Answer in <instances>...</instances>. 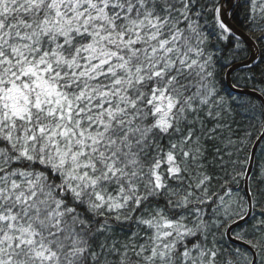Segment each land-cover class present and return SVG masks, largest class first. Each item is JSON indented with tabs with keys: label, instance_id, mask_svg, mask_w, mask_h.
Here are the masks:
<instances>
[{
	"label": "snow or ice",
	"instance_id": "6c2138e0",
	"mask_svg": "<svg viewBox=\"0 0 264 264\" xmlns=\"http://www.w3.org/2000/svg\"><path fill=\"white\" fill-rule=\"evenodd\" d=\"M253 141L264 0H0V264H264Z\"/></svg>",
	"mask_w": 264,
	"mask_h": 264
},
{
	"label": "trees",
	"instance_id": "16d2710c",
	"mask_svg": "<svg viewBox=\"0 0 264 264\" xmlns=\"http://www.w3.org/2000/svg\"><path fill=\"white\" fill-rule=\"evenodd\" d=\"M237 71L239 72L241 70L238 69ZM233 75H235V73ZM225 87H228L226 80H225ZM254 144H255V141H253V144L249 146V151H252V148H253ZM262 148H264V142H261V144H260V146L258 148L257 157H259L260 151H261Z\"/></svg>",
	"mask_w": 264,
	"mask_h": 264
},
{
	"label": "water",
	"instance_id": "95a60500",
	"mask_svg": "<svg viewBox=\"0 0 264 264\" xmlns=\"http://www.w3.org/2000/svg\"><path fill=\"white\" fill-rule=\"evenodd\" d=\"M226 82H227V85H229V80L226 79ZM260 144L259 145L254 144V146H253L255 148L256 154H257V151H258V148H259ZM252 150H253V148H252Z\"/></svg>",
	"mask_w": 264,
	"mask_h": 264
}]
</instances>
